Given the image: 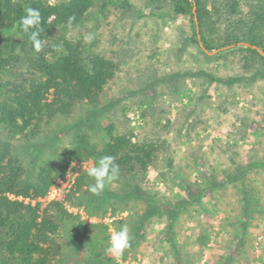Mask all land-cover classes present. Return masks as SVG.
<instances>
[{
  "label": "rangeland",
  "instance_id": "rangeland-1",
  "mask_svg": "<svg viewBox=\"0 0 264 264\" xmlns=\"http://www.w3.org/2000/svg\"><path fill=\"white\" fill-rule=\"evenodd\" d=\"M32 1L53 6L68 0ZM224 1L202 0L205 47L197 34L196 5L177 14L173 0H89L79 21L56 24L43 35L39 52L28 40L0 73L1 102L44 79L45 66L62 55L72 54L87 67L93 56L115 65L93 101L77 102L70 113L41 122L34 135L30 128L18 132L0 122V161L18 168L22 181H37L47 165L65 166L64 173L74 161L94 166L79 147L100 149L111 136L155 149L132 184L159 209L141 221L135 236L133 212L141 214L144 202L113 198L118 183L105 186L95 200L83 196L84 185L73 194L77 177L88 168L78 169L60 202H42L38 198L45 193L29 197L38 221L46 216L56 222L38 238L49 248L47 264H264V58L248 43H232L258 14L260 0H237L229 9L238 5L242 13L232 15L222 11ZM25 2L0 0L13 7ZM4 33L19 36L15 27ZM254 162L261 165L249 166ZM53 171L52 182L64 175ZM182 201L171 222L167 205ZM122 225L134 242L115 256L106 249ZM17 246H0V264H23Z\"/></svg>",
  "mask_w": 264,
  "mask_h": 264
},
{
  "label": "trees",
  "instance_id": "trees-1",
  "mask_svg": "<svg viewBox=\"0 0 264 264\" xmlns=\"http://www.w3.org/2000/svg\"><path fill=\"white\" fill-rule=\"evenodd\" d=\"M173 2L175 4L174 11L177 14H184L188 8H191V5H196L194 16L196 14L199 28L197 34L202 37L203 29H200V25L207 16L202 0H173ZM260 2L258 14L253 19H248L247 30L240 31V35L243 36L242 39H238L237 36L240 35H235L232 43L237 44L241 41L248 43L251 46L250 50L261 54L264 58V47L261 44L264 33H260L262 32L260 28L264 29V0H260ZM224 3L223 12L228 11L230 15L242 13L238 9V5H234L233 10L229 9V6L238 4L237 0H225ZM88 5L89 0H68L53 6L32 0H26L24 4L16 3L14 7L11 3H0V73L16 59L18 51L23 50V46L27 44L28 40L30 41L31 32L36 30L30 29L26 33L20 29V18L26 15L27 8L31 7L40 11L41 23L38 29L40 31L39 38L42 39L43 35L49 32L51 28L53 29L56 24H68L70 17H74L71 23L79 21ZM51 15L54 17L49 20ZM14 27L19 34L18 37L15 38L14 35L4 33ZM239 28L242 29V25ZM203 46H208L204 39ZM253 46L256 47L252 48ZM89 61L88 67L79 65L78 60L72 54H66L48 63L44 68V79L32 81L27 88L14 90L10 98L0 102V122L15 127L18 132H24L30 128V133L34 135L41 122H48L58 114L70 113L77 102L93 101L107 81L113 77L115 65L98 56L91 57ZM79 149L85 150L88 156L93 158L95 164L103 156L115 158V162L120 167V174L119 178L114 181L119 184L118 190L112 191V193L109 191L113 198L124 199L125 201L137 198V200L144 202V209L141 214L133 212V215L138 218L132 229L135 236L141 221L146 217L156 215L159 209L152 196L141 190L138 185L132 184L134 183L132 178L139 173V170L145 169L151 160L155 150L153 145L134 143L129 137L118 135L111 136L110 140L100 149L85 143ZM79 149L76 150L77 153ZM260 165L261 163L254 162L249 166L257 167ZM17 170L18 168L11 166L10 162L3 165L0 161V236H2L0 246L3 250L9 251L16 245L22 246L20 251L23 264H47L50 258L49 248L43 247L38 238H40L42 228L44 231L47 226L45 232H49L48 225L55 227L56 222L52 221L51 217L46 218V216L38 221L35 207L24 204L22 201L11 200L7 193L37 198L43 195L51 184L53 170H55V176H60L64 173L65 166L57 169L52 165L41 167L38 179L34 182L19 179ZM80 180L82 181L79 182ZM93 182L87 173L79 175L76 186L72 189L73 194L75 195L84 185L86 188L82 191L83 196L87 200H95L97 195H93L88 190V185ZM106 187L105 189L108 188ZM185 203L182 201L167 205L165 214L171 222L178 216L179 210L175 206L181 208ZM133 242L134 239L130 238V244Z\"/></svg>",
  "mask_w": 264,
  "mask_h": 264
},
{
  "label": "clouds",
  "instance_id": "clouds-1",
  "mask_svg": "<svg viewBox=\"0 0 264 264\" xmlns=\"http://www.w3.org/2000/svg\"><path fill=\"white\" fill-rule=\"evenodd\" d=\"M74 17L69 18V23ZM20 29L23 32H29L30 29H36L30 34V40L32 42L35 51L39 52L43 48V42L41 41L40 31L38 26L41 23V15L39 9L27 8L26 15L20 18ZM86 42H91L93 36L91 34L85 35ZM120 167L115 162L113 156L101 157L94 166L87 169V176L94 182L88 185V190L93 195H100L105 186L116 181L119 178ZM130 247V236L126 225H122L119 230L114 231L109 238L108 247L106 251L115 256L123 254L124 250Z\"/></svg>",
  "mask_w": 264,
  "mask_h": 264
},
{
  "label": "built area",
  "instance_id": "built-area-1",
  "mask_svg": "<svg viewBox=\"0 0 264 264\" xmlns=\"http://www.w3.org/2000/svg\"><path fill=\"white\" fill-rule=\"evenodd\" d=\"M86 170L88 168L87 161H74L71 165H69L66 169V172L63 176L55 179L52 184L47 188L45 194L38 199L42 202H50V201H61L64 199V194L68 192V190L73 186L75 182V178L78 174V169ZM24 203L31 202L30 204H34L29 197H20Z\"/></svg>",
  "mask_w": 264,
  "mask_h": 264
}]
</instances>
